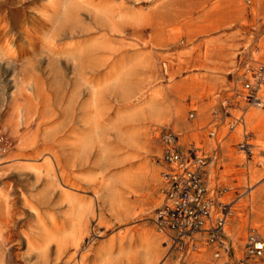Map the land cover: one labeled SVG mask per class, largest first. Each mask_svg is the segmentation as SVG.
<instances>
[{
	"label": "rangeland",
	"instance_id": "rangeland-1",
	"mask_svg": "<svg viewBox=\"0 0 264 264\" xmlns=\"http://www.w3.org/2000/svg\"><path fill=\"white\" fill-rule=\"evenodd\" d=\"M128 11L141 13L143 22L137 28L127 25L122 36L107 34L115 47L124 51L114 53L111 59L115 63L121 54L137 53L149 58L151 81L142 90L143 98L154 94L167 109L160 122L146 123V138L141 140L145 151L132 163V171L143 167L146 180L133 184L126 205L111 212L107 199L101 202L93 196L101 184L99 171L88 172L87 167L74 173L83 187L79 191L67 187L68 191L94 200L97 211L89 218L79 247L74 248L63 237L67 230L61 231L63 208L35 199L41 183L34 188L26 183L19 186V177L9 170L11 163L6 157L19 153L18 136L24 127L19 126L14 135L9 126L0 124V234L7 235L5 242L0 240V264H224L236 254L242 255L248 232L264 234V156L254 144H264V103L256 107L246 104L241 95V71H233L242 69L244 63L253 66L252 61L264 59V0H141ZM102 32L87 39L100 38ZM114 106V110H126L130 105ZM244 110L257 112V117L249 121L246 116L243 127L237 117ZM35 129L32 123L28 131ZM168 132L176 136L173 144L178 151L194 145L206 156L216 151V160L206 168V183L207 196L213 200L211 218L221 210L227 213L228 253L220 258L213 256L215 248L203 240L194 246L185 240L174 245L171 237L156 227L155 216L163 201L160 173L167 168L161 157L169 144L163 135ZM241 141L251 144L250 154L239 150ZM42 162L38 160V164ZM121 169L113 166L106 173ZM19 191L28 193V204L23 205ZM28 205L35 207L44 227L37 226ZM34 230L41 235L34 236ZM51 233L63 234L60 245L50 238ZM24 234L32 245H27ZM152 238L158 241V253L143 258ZM248 264H264V254Z\"/></svg>",
	"mask_w": 264,
	"mask_h": 264
},
{
	"label": "bare ground",
	"instance_id": "bare-ground-1",
	"mask_svg": "<svg viewBox=\"0 0 264 264\" xmlns=\"http://www.w3.org/2000/svg\"><path fill=\"white\" fill-rule=\"evenodd\" d=\"M139 3L141 0H0V124L9 126L14 135L19 126L25 130L18 136L19 153L6 158L11 163L9 170L19 177V186L26 183L34 188L41 183L34 198L63 208L61 231H67L65 235L50 234L57 246L63 235L66 242L79 247L89 218L97 212L94 200L73 193L83 187L74 173L88 168V172L99 171L101 184L93 196L101 202L107 199L111 212L126 205L133 184L146 180L143 167L132 171V163L145 151L141 140L146 138V123L157 124L167 109L154 94L143 98L142 90L151 81L149 58L139 53L121 54L114 63L113 54L124 51L107 38V34L122 36L127 25L137 28L143 22L138 10L128 11ZM101 31L105 33L100 38L87 39ZM257 96L254 107L264 103V85ZM123 102L130 106L114 110L116 103ZM246 116L253 120L257 112L244 110L237 117L239 125L244 127ZM32 123L37 131H28ZM254 144L263 157L264 144ZM191 148L196 149V155H203L195 145ZM40 159L43 162L38 164ZM214 160L216 156L207 166ZM113 166L122 169L106 173ZM19 194L23 205L28 204V193ZM28 208L35 214L37 226L44 227L35 207ZM226 221L220 237L225 243L229 239ZM33 232L34 236L41 235L40 231ZM28 237L25 235L27 245H32ZM6 238L0 234V240L5 242ZM157 253L158 241L152 238L142 257ZM263 254L264 250L257 259Z\"/></svg>",
	"mask_w": 264,
	"mask_h": 264
},
{
	"label": "built area",
	"instance_id": "built-area-1",
	"mask_svg": "<svg viewBox=\"0 0 264 264\" xmlns=\"http://www.w3.org/2000/svg\"><path fill=\"white\" fill-rule=\"evenodd\" d=\"M251 63L253 66L244 63L242 69L236 68L233 71H241L239 74L242 79L241 95L246 104L257 105L255 104L258 100L257 93L264 85V59ZM188 117L192 118L193 114L189 113ZM232 126L231 123L230 127ZM212 135V132L209 133L210 137ZM163 140L169 144L161 157L167 168L160 173L163 201L155 216L158 231L171 237L174 245L182 244V240H185L194 246L203 240L206 245L211 244L215 248L214 257L227 254L228 247L220 239L227 213L221 210L219 215L212 219L213 201L207 196L206 168L208 163L215 159V149L211 150L209 156H198L192 146L184 152L178 151L173 144L176 136L171 132L165 133ZM238 148L244 154L251 153L250 145L246 141L239 142ZM263 250L264 234L252 230L245 237L241 258L230 263L247 264L248 261L256 260Z\"/></svg>",
	"mask_w": 264,
	"mask_h": 264
}]
</instances>
